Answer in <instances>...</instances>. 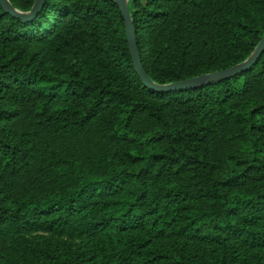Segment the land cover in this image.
Wrapping results in <instances>:
<instances>
[{"label":"trees","instance_id":"1","mask_svg":"<svg viewBox=\"0 0 264 264\" xmlns=\"http://www.w3.org/2000/svg\"><path fill=\"white\" fill-rule=\"evenodd\" d=\"M128 11L158 86L236 68L264 38V0ZM0 264H264V51L157 92L116 0H46L26 21L0 4Z\"/></svg>","mask_w":264,"mask_h":264},{"label":"water","instance_id":"2","mask_svg":"<svg viewBox=\"0 0 264 264\" xmlns=\"http://www.w3.org/2000/svg\"><path fill=\"white\" fill-rule=\"evenodd\" d=\"M45 2L46 0H37L30 13H22L16 10L15 8H13L9 0H0V4L2 5L3 9L6 11V13L13 15L17 18H20L24 21L31 20L34 17H36L43 9ZM128 2L129 0H116V4L120 7L121 14L125 20L129 49L133 59V67L137 75L143 82L145 88L152 89L157 92H172V91L181 92V91L202 88L212 83L223 82L225 80H229L236 74L252 66V64L260 57V55L264 51V38H263L257 50L253 54V56L246 63L236 68H232L222 72H217L214 74L203 75L200 77H196L190 80L178 82L167 86H158L154 82H152V80L149 78L141 63L140 54L137 45L135 27L132 17L128 11Z\"/></svg>","mask_w":264,"mask_h":264}]
</instances>
